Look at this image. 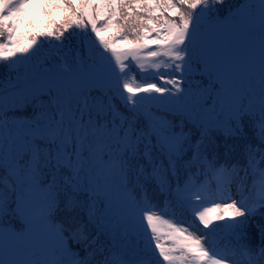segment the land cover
I'll return each instance as SVG.
<instances>
[{"label": "snow or ice", "instance_id": "obj_1", "mask_svg": "<svg viewBox=\"0 0 264 264\" xmlns=\"http://www.w3.org/2000/svg\"><path fill=\"white\" fill-rule=\"evenodd\" d=\"M0 66V264H264V0H0Z\"/></svg>", "mask_w": 264, "mask_h": 264}, {"label": "rangeland", "instance_id": "obj_2", "mask_svg": "<svg viewBox=\"0 0 264 264\" xmlns=\"http://www.w3.org/2000/svg\"><path fill=\"white\" fill-rule=\"evenodd\" d=\"M258 65H259V54H258V51H254L252 53V60H251V66L253 68H256L258 69ZM165 218H172L168 212H166V215H165ZM175 222V220L173 221ZM4 257V244H3V240L0 239V259H3ZM157 258L161 260V264H163L162 262V258H159L158 257V253H157Z\"/></svg>", "mask_w": 264, "mask_h": 264}, {"label": "trees", "instance_id": "obj_3", "mask_svg": "<svg viewBox=\"0 0 264 264\" xmlns=\"http://www.w3.org/2000/svg\"><path fill=\"white\" fill-rule=\"evenodd\" d=\"M7 72V68L4 66H0V76L4 75ZM141 81V76L140 74L137 72L136 73V82H140ZM0 141H2V137H0ZM162 199V198H157ZM177 215H179V213H177ZM185 219H187V217H185Z\"/></svg>", "mask_w": 264, "mask_h": 264}]
</instances>
